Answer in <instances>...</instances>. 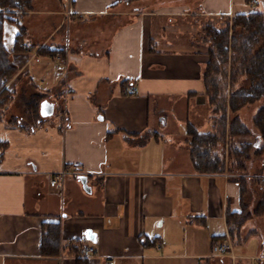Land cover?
Wrapping results in <instances>:
<instances>
[{
    "label": "crops",
    "instance_id": "1",
    "mask_svg": "<svg viewBox=\"0 0 264 264\" xmlns=\"http://www.w3.org/2000/svg\"><path fill=\"white\" fill-rule=\"evenodd\" d=\"M253 2L72 0L64 18V0H33L4 20L17 71L0 117V264H80L88 245L87 264H264L263 228L246 220L236 240L229 232L241 203L227 160L199 171L187 134L215 131L221 115L202 21L231 20ZM126 82L139 93L124 94ZM19 100L32 114L13 108ZM50 221L60 227L55 254L42 251ZM221 240L231 249L214 255Z\"/></svg>",
    "mask_w": 264,
    "mask_h": 264
},
{
    "label": "trees",
    "instance_id": "2",
    "mask_svg": "<svg viewBox=\"0 0 264 264\" xmlns=\"http://www.w3.org/2000/svg\"><path fill=\"white\" fill-rule=\"evenodd\" d=\"M32 2L33 0H0V8L27 9L32 6ZM8 17L7 13L0 11V117L3 115L6 104L13 97V89L6 86V82L17 71V66L11 62L10 51L3 41V23ZM227 20L222 27L214 26L212 23L206 25V28H211L209 31H211L210 37L213 40V47L209 51L210 60L207 64V72L209 73L214 69L215 71L220 70L221 66L219 67V65L222 64L223 66L228 62L231 64V68L232 64L236 65L230 74L231 76L233 73L235 77L231 76L229 79L228 98L223 93L222 103L218 105L221 115L216 120L217 128L213 132H200L190 125L187 129L194 164L202 172L224 170L225 160L220 151L217 150L216 145L218 142L223 144L226 135L229 138L231 153L232 151L235 153L239 151L241 156V154L247 153L249 149L256 148L257 138H254V141L240 139L252 132L239 115L234 114L233 117H229L227 123V107L229 113L236 112L246 104L261 100L262 103L253 116L254 124L259 133L253 135L264 141V11L240 12L235 14L231 20ZM19 46H21V42L18 37L13 50H17ZM231 51L234 53L232 59L229 56ZM214 60L218 66L214 64ZM221 91L222 89L216 88L214 93L222 95ZM7 120L10 124L20 125L21 123L18 118L14 117ZM227 124L228 131L226 134ZM2 145L0 144V146ZM234 159L232 156L231 164L236 162ZM238 163L241 164L242 162L238 161ZM231 169L233 170L232 165ZM242 181H238L240 186H242ZM245 207L241 204L239 211L228 212L227 214L229 232L234 240L239 237L243 223L249 219ZM44 230L42 251L46 254L58 253L60 238L58 222H45Z\"/></svg>",
    "mask_w": 264,
    "mask_h": 264
},
{
    "label": "rangeland",
    "instance_id": "3",
    "mask_svg": "<svg viewBox=\"0 0 264 264\" xmlns=\"http://www.w3.org/2000/svg\"><path fill=\"white\" fill-rule=\"evenodd\" d=\"M28 9L29 8H27L26 10H28ZM249 10L250 11H255V10L264 11V0H254L253 4L250 6ZM23 11H25V9H22V12ZM63 16H64V18L66 17L65 11L63 12ZM226 21H228V20L226 19L222 23L214 24L216 22L215 20L210 21L209 18H206V20L202 21V23H203V26L205 25V27L207 24H211V23L214 26L222 27V26H224ZM217 22H219V21H217ZM210 29L211 28H206L205 29L206 32L205 33L203 32V34L209 37V35L211 34V31H209ZM233 54H234L233 51H231L229 53V56L231 59L234 56ZM231 59H230V61H231ZM214 64H216L218 66V63H216L215 60H214ZM220 66H221L220 70L215 71V69H214V70H211L208 74L206 73L207 81H208V83L211 84L208 88L211 95L216 94V93H214L216 91V88L220 90L222 87H223V89L225 87V90H226L228 87H230L229 79L231 78V76H233V78L235 77V75L233 73L231 76H230V74H231V71L233 70V68L236 67V65L234 66V64H232V68H231V64H229V62H228V63H226V65L224 64L222 66V64H220L219 67ZM214 68H217V67L214 66ZM225 78L228 81L225 80ZM213 80H216L217 83L212 84L211 82ZM226 81H227V83H226ZM214 87H216V88H214ZM27 94H28V92H27ZM228 95H229V93H228ZM19 98L22 99V97H19ZM223 98H224L223 93H222V95H220V97H217V95H216L217 103H222L221 101L223 100ZM20 102H21V100H19L18 102L16 101V103L13 102L12 103V105L14 104L13 108L15 110L17 108L18 111L20 110V112H21L22 107H24L23 112H25L26 114H29V115H30V113L32 114L34 106L31 109L30 108L31 106H22V103H20ZM25 103H26V100H25ZM261 103H262V101L259 100V101H256L254 103L246 104L241 110H238L236 112H230L228 115V117H233L234 114L240 116L242 121L249 127L250 131L252 132L250 135H247V136L240 138V139L246 140V141L247 140L254 141V138H257V140H256L257 144L255 146L256 148L249 149V151L247 153L241 154V156L239 154L240 153L239 151H237L236 153L234 151H232V153H231V150L229 148V141L227 142L228 144H227L226 150H225V148L221 147L219 142L216 145V148L218 151H220V154L222 155V157L227 160V162H226L227 163V169L229 170V172H233L232 179L234 181H237V182L239 180L240 181L243 180L242 186L239 185V188L241 189L240 203L246 206L245 208L248 211V216H247L249 218L248 220L253 222L254 225L256 224V227L259 226L260 229H262V228L264 229V177H263V175H264V141H262V139L258 136L254 137V135H258L257 133H259V132H258L257 127L254 124V118H253L255 112L257 111V109L261 105ZM223 145H225V142L223 143ZM232 156H233V158H235L234 161H236L233 164H231ZM238 161H241L242 163L239 164ZM230 164L232 165L233 170L231 169ZM256 227H254V228H256Z\"/></svg>",
    "mask_w": 264,
    "mask_h": 264
},
{
    "label": "built area",
    "instance_id": "4",
    "mask_svg": "<svg viewBox=\"0 0 264 264\" xmlns=\"http://www.w3.org/2000/svg\"><path fill=\"white\" fill-rule=\"evenodd\" d=\"M67 4V8L65 9V15L68 18L70 15L73 14L72 9V0H64ZM0 11L5 12L8 14L9 17H11L12 20L18 21V14L22 12V9L18 7H11L8 9L0 8ZM58 59H62L60 55L57 56ZM123 93L126 95H136L139 93V89L135 84L126 82L122 87ZM66 172L65 170H62L60 172H57L50 181L51 185H56L60 180H63ZM232 244L230 243V240L224 241H217L212 245V253L214 255H224L231 249ZM94 248L91 245L85 246L83 248V252L81 254V258L83 261L80 264H87L88 259L93 255ZM256 264V263H252Z\"/></svg>",
    "mask_w": 264,
    "mask_h": 264
},
{
    "label": "water",
    "instance_id": "5",
    "mask_svg": "<svg viewBox=\"0 0 264 264\" xmlns=\"http://www.w3.org/2000/svg\"><path fill=\"white\" fill-rule=\"evenodd\" d=\"M80 181H81V183H82L84 189L87 190V191H90V186L87 184V178H86V176L82 175V176L80 177ZM88 235H89L90 238H94V237H93L94 233L91 232V233L88 234ZM90 235H91V236H90Z\"/></svg>",
    "mask_w": 264,
    "mask_h": 264
}]
</instances>
